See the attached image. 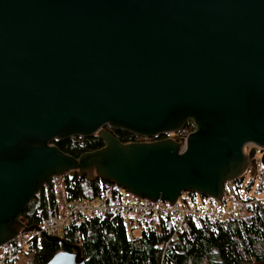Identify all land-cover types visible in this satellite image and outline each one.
<instances>
[{"label":"water","instance_id":"obj_1","mask_svg":"<svg viewBox=\"0 0 264 264\" xmlns=\"http://www.w3.org/2000/svg\"><path fill=\"white\" fill-rule=\"evenodd\" d=\"M91 135L104 145L78 157L52 144ZM257 164L264 0H0V246L39 229L21 215L50 179L173 206L182 192L220 201ZM45 237L71 249L45 264H87L78 244Z\"/></svg>","mask_w":264,"mask_h":264},{"label":"trees","instance_id":"obj_2","mask_svg":"<svg viewBox=\"0 0 264 264\" xmlns=\"http://www.w3.org/2000/svg\"><path fill=\"white\" fill-rule=\"evenodd\" d=\"M192 128L193 124L188 122L180 131L181 136ZM106 129L122 142L142 141L145 138L122 129ZM52 144L78 157L85 151L102 147L104 142L98 136L91 135L55 139ZM261 174H264L263 169ZM250 177L254 179L255 176ZM243 183L236 179L227 182L225 188L232 186L238 192ZM251 183L247 184L244 196L237 193L247 203L243 213L216 220L188 218L177 238L168 244L173 226L170 220L163 217H153L147 230L136 232L122 215L100 218L76 214L71 217L61 236L67 243L79 245L87 264H264V201L260 196L248 194ZM62 186L64 204L93 199L103 193L113 199L122 194L117 185L101 178L90 181L85 175H74L73 179L63 175ZM189 193L196 196L193 192ZM56 213L57 198L50 179L24 208L21 216L29 225H39L52 221ZM13 244L14 241H10L8 247ZM39 245L31 244L23 253V256L28 255L29 264H45L58 250H71L65 244L45 236ZM16 255L8 258L4 264H13Z\"/></svg>","mask_w":264,"mask_h":264},{"label":"built area","instance_id":"obj_3","mask_svg":"<svg viewBox=\"0 0 264 264\" xmlns=\"http://www.w3.org/2000/svg\"><path fill=\"white\" fill-rule=\"evenodd\" d=\"M261 152L262 149L256 147V155ZM202 197L200 196L201 200L197 203V194L192 196L189 192H182L173 206L166 201H150L127 193L114 199L103 193L93 199L70 201L66 204L59 197L57 213L52 221L37 225L40 230L35 228L28 232H20L11 240L14 241L12 247H8L9 242L0 246V264H4L13 255L24 253L31 244L39 247L45 234L58 235L76 214L100 218L107 215H122L136 232L147 230L153 217H163L170 220L173 226L167 240L168 244L177 238L178 232L188 218L200 221L203 218L216 220L225 216H238L244 212L247 204L237 196L232 186L225 188L224 198L220 201ZM261 198L264 201V197Z\"/></svg>","mask_w":264,"mask_h":264},{"label":"rangeland","instance_id":"obj_4","mask_svg":"<svg viewBox=\"0 0 264 264\" xmlns=\"http://www.w3.org/2000/svg\"><path fill=\"white\" fill-rule=\"evenodd\" d=\"M178 134H180V132ZM171 136H173V134H171L168 137H171ZM180 136H181V134H180ZM249 146H251V145H248L247 148ZM261 154H262V152L260 154L256 155L257 161L260 158ZM250 175L253 176V177L255 176L254 179H251ZM62 178H63V176L58 177L56 179H52V184H53V187H54L56 198H59V197L62 198V190H63ZM240 180L244 181L243 185L241 186V188L238 191L242 196H244L246 194V186H247V184L250 181H252L250 190L248 191V194L264 197V174L263 175L261 174L260 165L257 164L255 171H253V170H251V168H249L243 174V177ZM119 190L122 192V194H126V191H124L120 187H119ZM235 191L237 192V189H235ZM200 200H201L200 196L197 195L196 202L199 203ZM126 224H127V227L129 228L130 227L129 224L128 223H126ZM58 235H61V232H59ZM14 258L15 259H14V263L13 264H29V262H30L28 255H24L23 256V253H18Z\"/></svg>","mask_w":264,"mask_h":264},{"label":"flooded vegetation","instance_id":"obj_5","mask_svg":"<svg viewBox=\"0 0 264 264\" xmlns=\"http://www.w3.org/2000/svg\"><path fill=\"white\" fill-rule=\"evenodd\" d=\"M171 134H163V135H160V136H157V137H155V138H153L152 140H154V139H161V138H164V137H167V136H170ZM178 136H179V134H178ZM144 138V137H143ZM142 140H147L146 138H144V139H142ZM263 152V151H262ZM257 166V165H256ZM256 166H255V170H256ZM261 169H263L264 170V168H261Z\"/></svg>","mask_w":264,"mask_h":264}]
</instances>
